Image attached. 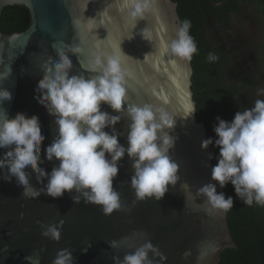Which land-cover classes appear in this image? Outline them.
Instances as JSON below:
<instances>
[{
    "label": "water",
    "instance_id": "obj_1",
    "mask_svg": "<svg viewBox=\"0 0 264 264\" xmlns=\"http://www.w3.org/2000/svg\"><path fill=\"white\" fill-rule=\"evenodd\" d=\"M226 1L210 3L221 8ZM123 2L0 0V16L8 6H24L30 14V25L24 32L6 35L0 31V89L12 94L11 101L0 107L7 110L9 118L17 113L38 117L45 136L41 145L44 159V149L55 136L54 118L34 96L42 78L40 64L48 56L57 58L53 45H79L83 49L80 60L85 64L93 54L102 58L120 55L127 73L126 105L151 104L174 115L173 134L178 139L170 154L179 166V180L174 188L169 186L162 200L137 201L130 187L132 169L126 155L113 180L122 207L106 217L99 206L83 202L75 205L68 193L59 199L43 194L32 199L22 195L15 179L11 183L0 179V264H52L56 252L64 248L72 251L73 264H113V255L122 259L131 250L129 245L140 246L147 241L165 257L163 261L156 257V264H218L222 252L235 246L226 214H207L203 198L196 195L199 187L212 182L213 165L210 146L201 150V141L207 136L204 125L196 120V112L185 120L186 105L196 110L192 59L181 61L164 51L181 23L177 4L155 0L152 10L132 22ZM70 59L71 74L87 77L78 58L70 55ZM102 111L116 114L106 105H102ZM116 129L125 133L119 142L126 145V122L122 120ZM54 164L58 162L45 160L40 167L51 172ZM29 175L32 187L40 189L43 185L35 174L29 170ZM61 220L64 224L58 242L42 236V225ZM124 240L117 248L108 244ZM89 242L91 246L84 251Z\"/></svg>",
    "mask_w": 264,
    "mask_h": 264
},
{
    "label": "clouds",
    "instance_id": "obj_2",
    "mask_svg": "<svg viewBox=\"0 0 264 264\" xmlns=\"http://www.w3.org/2000/svg\"><path fill=\"white\" fill-rule=\"evenodd\" d=\"M154 2L124 0L122 7L128 9L130 21L135 22L152 10ZM190 28L189 20L178 25L175 39L164 48L166 54L191 61L198 49ZM53 48L57 58L48 56L40 64L42 78L37 82L34 99L54 118V139L44 149L42 159L41 145L45 136L38 117L17 113L9 118L7 110L0 107V179L8 183L15 179L22 195L32 199L42 194L59 199L68 193L75 205L83 202L99 206L107 217L122 207L121 195L114 189L113 180L118 175L120 161L127 155L132 169L130 187L135 199L162 200L169 186L174 188L179 180V166L170 154L178 139L173 134L174 115L151 104L126 105L127 73L120 55L102 58L93 54L85 64L80 60L83 49L79 45H53ZM70 55L78 58L87 77L71 74ZM217 59L214 53L208 54L209 62ZM257 95H264V90ZM11 99L10 91L0 89V105ZM102 105L116 114L102 111ZM184 112L187 120L196 110L188 105ZM122 120L126 122V145L119 142L125 133L116 129ZM213 131L215 140L201 141L202 151L209 146L219 149L217 164L211 170L212 182L196 191V195L203 198L205 212L226 214L233 208V198L218 193L217 185L223 189L231 184L236 197L244 204L264 206V99H256L252 107L237 111L230 122L217 117ZM45 160L58 164L47 172L40 167ZM29 170L43 185L40 189L32 187ZM63 224L61 220L57 224L42 225V236L58 242ZM125 242L108 244L110 248H117ZM90 246L89 242L83 250L87 251ZM129 247L131 250L122 259L113 255V264H156V257L160 261L165 259L150 241ZM52 264H73L72 251L58 250Z\"/></svg>",
    "mask_w": 264,
    "mask_h": 264
},
{
    "label": "trees",
    "instance_id": "obj_3",
    "mask_svg": "<svg viewBox=\"0 0 264 264\" xmlns=\"http://www.w3.org/2000/svg\"><path fill=\"white\" fill-rule=\"evenodd\" d=\"M214 1L216 4L222 2V0ZM172 2L177 4L180 21L191 22L190 35L194 38L198 49L191 61L196 120L204 125L207 139L215 140L213 128L217 123V117L230 122L246 101H250L252 97L255 100L260 99L256 97L258 93L256 90L260 89L261 82L264 81V73L250 75L247 80L239 76L242 80L239 83L235 79L229 81L230 71L235 70V51H229L230 47L222 42L226 46L224 49L222 44L219 45V42L212 40L211 37L216 32L225 33L224 37H228L232 43L231 47H234L232 33L236 18L241 14L249 15L259 27L261 26V29L251 37L250 50L255 63L263 61L264 0H227L221 8L213 7L210 0H172ZM29 25L30 14L26 7L8 6L3 9L0 16V31L3 34L24 32ZM209 53H214L218 59L209 62ZM254 76L257 80H254ZM261 99H264V95H261ZM253 105L254 103H251L250 107ZM210 151L214 167L217 164L219 149L210 146ZM217 192H223L226 198L229 196L233 198V208L226 213V219L235 245L222 252L218 264H264V206L255 203L251 206L244 204L236 197L231 184L223 189L217 185Z\"/></svg>",
    "mask_w": 264,
    "mask_h": 264
},
{
    "label": "flooded vegetation",
    "instance_id": "obj_4",
    "mask_svg": "<svg viewBox=\"0 0 264 264\" xmlns=\"http://www.w3.org/2000/svg\"><path fill=\"white\" fill-rule=\"evenodd\" d=\"M238 18V19H237ZM236 21H237V27L236 28H240L242 29V24L243 21L248 22L249 26H253L254 20L249 17V15H243L241 14L240 17H237ZM250 33H244L240 30H234V32L232 33L233 35V40L232 42H234V47H231V41L229 40L228 37H224L225 33H219L216 32L212 35L211 39L218 41L219 45L222 44L223 48L226 49V46L223 45V43H229L228 46L230 47L229 51H235L234 54V60H235V65H234V69L235 70H231L230 71V76H229V81L234 79L237 81V83L242 82L241 78L239 76L244 77V79H249L250 75H252V72L250 70L246 69V62L248 60V58H250V60L254 61L255 59H253L254 57L252 56V51L250 50V46L249 43L251 42V37L254 36L256 34V32L254 30L249 31ZM223 34V35H221ZM227 39V41H226ZM223 42V43H222ZM248 57L247 59H245V57ZM239 58H242V61H239ZM255 63V62H252ZM246 66V67H245ZM221 68H223L221 66ZM224 69V68H223ZM227 73V72H226ZM253 76V75H252ZM254 80H257L256 76H254ZM243 84H245V81H243ZM248 99L249 96H247ZM244 102V101H243ZM250 101H246V103L243 104V108L245 109L250 108ZM243 108H241V110H243Z\"/></svg>",
    "mask_w": 264,
    "mask_h": 264
},
{
    "label": "rangeland",
    "instance_id": "obj_5",
    "mask_svg": "<svg viewBox=\"0 0 264 264\" xmlns=\"http://www.w3.org/2000/svg\"><path fill=\"white\" fill-rule=\"evenodd\" d=\"M237 27V21H236V24L234 26V30H240L244 33H250L249 31L251 30H254L255 32H257V30L259 31L261 29V26L259 27V25L257 24L256 21H254L253 23V26H249L248 22H245L243 21V24H242V29L240 28H236ZM227 45L229 44L228 42L226 43ZM248 57L246 56L245 59H247ZM239 61L241 62L242 61V58H239ZM254 61L250 60V58H248L247 62H246V69L247 70H250L252 72V75H254L255 73H264V60L263 61H260V62H256V63H252ZM230 83V82H229ZM262 85H260V89H258V91L256 90V92H260L261 90H264L263 87H264V81L261 82ZM256 97L260 98L261 99V95H257L256 93ZM255 101V98L252 97L250 99V104L251 103H254Z\"/></svg>",
    "mask_w": 264,
    "mask_h": 264
},
{
    "label": "snow or ice",
    "instance_id": "obj_6",
    "mask_svg": "<svg viewBox=\"0 0 264 264\" xmlns=\"http://www.w3.org/2000/svg\"><path fill=\"white\" fill-rule=\"evenodd\" d=\"M188 105L185 106V108L187 107Z\"/></svg>",
    "mask_w": 264,
    "mask_h": 264
}]
</instances>
